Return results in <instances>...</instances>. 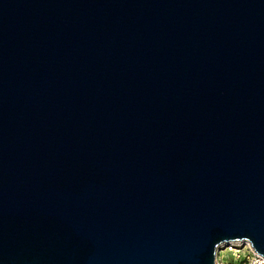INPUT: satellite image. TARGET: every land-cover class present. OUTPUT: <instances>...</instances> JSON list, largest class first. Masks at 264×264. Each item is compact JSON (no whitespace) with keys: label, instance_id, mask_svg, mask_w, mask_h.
<instances>
[{"label":"water","instance_id":"95a60500","mask_svg":"<svg viewBox=\"0 0 264 264\" xmlns=\"http://www.w3.org/2000/svg\"><path fill=\"white\" fill-rule=\"evenodd\" d=\"M264 256V0H0V264Z\"/></svg>","mask_w":264,"mask_h":264},{"label":"built area","instance_id":"2783aa9c","mask_svg":"<svg viewBox=\"0 0 264 264\" xmlns=\"http://www.w3.org/2000/svg\"><path fill=\"white\" fill-rule=\"evenodd\" d=\"M240 242V243H239ZM243 242V243H241ZM237 244H242L241 247L243 248L242 251L237 252L236 254L232 255V259L223 262L222 259L218 258L217 254L219 250H224L225 253H230L232 248H235ZM214 264H264V256L256 253L250 244L243 240V241H232L227 243H221L216 248V256L214 258Z\"/></svg>","mask_w":264,"mask_h":264},{"label":"bare ground","instance_id":"6f19581e","mask_svg":"<svg viewBox=\"0 0 264 264\" xmlns=\"http://www.w3.org/2000/svg\"><path fill=\"white\" fill-rule=\"evenodd\" d=\"M241 243H243V242H241ZM242 249L243 248H237V247L232 248V251L229 254L232 256V255L236 254L237 252L242 251ZM224 254H225L224 250H219L218 254H217L218 258L222 259L223 262H225ZM215 256H216V251H215ZM215 256H214V258H215Z\"/></svg>","mask_w":264,"mask_h":264},{"label":"rangeland","instance_id":"374dc122","mask_svg":"<svg viewBox=\"0 0 264 264\" xmlns=\"http://www.w3.org/2000/svg\"><path fill=\"white\" fill-rule=\"evenodd\" d=\"M241 246H242V244H237L236 247H241ZM241 252H243V251H241ZM224 256H225V261L232 259V256L229 253H225Z\"/></svg>","mask_w":264,"mask_h":264}]
</instances>
